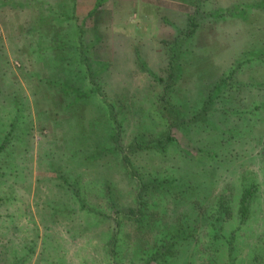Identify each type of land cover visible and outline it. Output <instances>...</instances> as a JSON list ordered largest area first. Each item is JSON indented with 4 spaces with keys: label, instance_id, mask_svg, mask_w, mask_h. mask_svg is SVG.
Listing matches in <instances>:
<instances>
[{
    "label": "rangeland",
    "instance_id": "1",
    "mask_svg": "<svg viewBox=\"0 0 264 264\" xmlns=\"http://www.w3.org/2000/svg\"><path fill=\"white\" fill-rule=\"evenodd\" d=\"M99 1L96 8L98 0H76L74 18L82 27L83 52L89 68L100 73L101 94L110 101L118 99V107L120 100L126 105V110H121L124 113L119 111V114L126 117L123 148L128 156L127 146L133 140L136 125L147 113H155L159 98L164 96V85L159 79H168L169 45L180 37L182 30L188 29L189 19L196 15V10L192 0ZM259 1L211 0L213 5L205 7L204 13L215 9L227 13L237 2L238 9L246 10L248 20L240 19V22L231 15L210 17V21L205 23L207 29L195 48L201 50L205 45L213 46L209 50L213 55L211 62L224 71L239 57L249 37L264 36V14L255 10V6L250 8L251 4ZM28 2L36 7L26 8ZM56 3L57 0H0V135L9 133V119L16 113L32 117L27 140L18 144L11 138L12 143L6 145L0 155V261L5 259L4 264H13L18 258L25 261L21 264H114L106 255L104 246L111 221H102L103 215L109 213L99 193L103 177L109 176L119 186L124 200L130 201V197L127 195V175L120 161L114 158L116 153L109 151L113 144L76 163H64L60 159L63 153L51 148L52 123L38 128L37 118L44 110L50 111L47 93L49 99L53 95L47 87L44 65L35 66L28 54L22 51L28 46L26 36L30 34V18L46 17L49 8H56ZM19 28L25 36L17 31ZM13 39H16V44ZM217 42L219 46L216 48L213 44ZM139 59L146 64V69L155 73L156 78L141 68ZM185 70L190 72V68ZM251 75L264 82V68H256ZM81 85L80 82L78 87ZM194 85L191 94L199 91ZM13 96H18L21 103H25V107L19 105V112L11 107ZM263 98V91L246 88L238 102L243 108L248 99L261 104ZM51 104V111L56 113L55 102ZM86 113L89 118L100 114L92 106ZM150 118H156L155 114ZM156 121L157 118L155 123L146 125L151 126L155 133L160 130L155 127L159 124ZM173 134L199 167L207 168L215 176L218 184L216 194L227 184H240L244 176L258 181L260 191L254 201L251 218L243 231L237 233L232 253L223 247L220 254L211 247V256L217 260L216 264H264V118L255 132L241 143H234L226 149L211 145L217 150V162L176 130ZM102 155H106V159L97 161ZM129 157L133 165L142 169L166 167L172 161L156 156L152 159L147 153ZM105 163H111L109 169L100 167ZM77 174L83 178L80 181L81 193L86 195L91 208L97 212L81 210L80 205L71 199L70 187L74 185ZM90 221H93L91 225ZM237 226L235 219L228 229L233 230ZM199 248L201 253L193 264H208L203 245Z\"/></svg>",
    "mask_w": 264,
    "mask_h": 264
},
{
    "label": "trees",
    "instance_id": "2",
    "mask_svg": "<svg viewBox=\"0 0 264 264\" xmlns=\"http://www.w3.org/2000/svg\"><path fill=\"white\" fill-rule=\"evenodd\" d=\"M75 2L57 0L56 8H49L46 17L30 18V34L26 36L28 46L22 52L28 54L35 66L45 67L44 77L53 95L49 99L47 93L46 100L50 111L51 103L55 102L56 113L44 110L37 118L38 128L52 123L51 148L63 153L62 162L76 163L113 144L109 151L116 153L114 158L120 161L127 175L130 201L124 200L123 191L107 175L102 176L99 187L102 200L109 208L102 221H111L104 242L106 255L114 264H193L201 253L199 247L203 245L208 264L215 263L217 260L211 256V247L220 254L223 247L232 253L237 233L243 231L251 218L260 185L255 178L244 176L240 184H227L216 194L215 176L207 168H200L190 153L181 148L173 130L216 162L217 150L211 145L226 149L255 132L264 118V98L261 104L248 99L243 108H240L238 99L246 88L264 92V82L251 75L256 68H264V36L249 37L239 57L222 71V67L211 62L213 55L209 50L213 46L205 45L200 50L195 44L207 29L205 23L210 17L231 15L241 22L248 20L246 10L238 9L236 2L227 13H220L219 9L204 13L205 7L213 2L192 0L196 15L190 17L188 29L182 30L180 37L175 38L168 48V79H159L164 85V96L159 98L155 113H147L136 125L133 140L127 146L130 153L127 156L123 148L126 117L120 115L126 105L120 100L118 107V99L110 101L101 94L100 73L90 70L84 56L82 27L74 18ZM30 3L25 7H36ZM99 5L98 0L96 8ZM253 6L264 14V0L251 4L250 8ZM17 31L21 33L22 29ZM25 35L21 33V36ZM13 42L16 44V39ZM213 45L217 48L219 42ZM139 65L144 69L147 67L141 59ZM187 68L190 72L185 70ZM146 70L156 78L155 73ZM80 82L82 85L78 87ZM193 84L199 89L195 94H191ZM249 96L252 97V93ZM10 102L18 112L21 111L19 105L25 107L18 96H13ZM91 106L100 113L98 116L89 118L86 110ZM152 114L159 121L155 127L160 130L156 133L151 126H146L155 123L156 118H150ZM31 118L18 113L10 117L9 133L0 135V155L6 145L12 143L11 138L18 144L27 140ZM202 144L203 148L199 147ZM140 153H147L152 159L156 156L172 161L166 167L137 168L130 162L129 155ZM105 157L99 156L97 161ZM110 164L100 167L106 170ZM75 178L70 187L71 199L80 205L81 210L97 212L81 193L82 176L77 174ZM235 219L237 228L228 229ZM90 222L91 225L93 221ZM4 261L2 259L0 264ZM22 262L25 261L15 258L13 264Z\"/></svg>",
    "mask_w": 264,
    "mask_h": 264
}]
</instances>
